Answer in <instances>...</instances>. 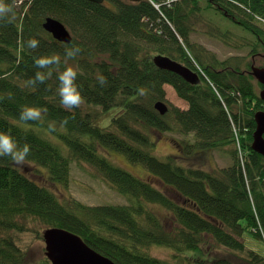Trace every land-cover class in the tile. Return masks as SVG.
Instances as JSON below:
<instances>
[{
    "label": "trees",
    "instance_id": "trees-1",
    "mask_svg": "<svg viewBox=\"0 0 264 264\" xmlns=\"http://www.w3.org/2000/svg\"><path fill=\"white\" fill-rule=\"evenodd\" d=\"M6 2L14 3L16 17L0 22V131L29 144L30 155L23 165L0 157V264H50L45 257L30 263L20 244L31 221L79 236L115 264H173L149 256L153 246L170 249L175 260L188 253L194 264H264L241 240L246 234L264 239V157L251 148L253 117L264 111V102L250 74L254 66L264 68V0H153L158 8L147 0ZM46 18L66 27L70 44L42 28ZM196 34L235 54L219 59L192 40ZM29 38L39 47L28 49ZM69 45L81 48L69 64L78 67L76 83L87 110L62 107L56 72L44 84H26L41 71L34 63L41 55H60L63 70ZM157 55L197 72L199 83L157 68ZM97 73L107 78L103 87ZM166 86L187 103L185 110L168 106L164 116L155 110L157 102L167 103ZM25 105L47 108L48 120H68L66 131L51 133L59 141L44 138L39 122L19 121ZM113 109L121 112L99 127L100 115ZM168 132L191 137L183 147L176 143L184 156L230 147L232 164L208 173L180 166L177 157L160 161L152 154V135ZM111 152L141 166L145 178L112 165L105 157ZM72 162L97 170L127 204L88 207L59 200L48 186L66 187ZM36 167L44 169L46 184L25 172L36 173ZM149 205L167 212L169 228ZM210 238L226 255L207 257Z\"/></svg>",
    "mask_w": 264,
    "mask_h": 264
},
{
    "label": "rangeland",
    "instance_id": "rangeland-1",
    "mask_svg": "<svg viewBox=\"0 0 264 264\" xmlns=\"http://www.w3.org/2000/svg\"><path fill=\"white\" fill-rule=\"evenodd\" d=\"M192 40L199 42L205 48L214 52L219 59H225L235 54L233 49H229L220 42L207 38L203 35L196 34L192 37ZM164 89L166 92L167 106L177 107L181 110H185L187 108V103L177 97L172 87L166 86ZM80 108L87 110L84 103L80 106ZM120 112L121 109H113L107 113L101 114L97 124L102 128L107 127L110 124L111 119L116 117ZM38 128L41 129L39 130V133L44 138L59 141L57 137L50 134L46 130L45 126ZM152 140L155 143V146L152 148V154L160 161H166L169 156H173L175 158L177 157L176 161L179 162L180 166L200 169L208 173H212L232 164V159L229 154L230 147H226L219 151H197L191 153L189 156L187 155L188 157H186L181 153V150L184 148L181 149L180 145L182 147L186 145V140L191 143V137H183L179 133L168 132L164 134H154L152 135ZM176 143H179L180 145L176 147ZM177 148H180V151H177ZM236 149L240 151L238 144ZM179 153H181V156L178 155ZM105 157L115 167H118L134 176L144 178L146 176V171L141 166L130 164L120 154L111 152L109 155L105 154ZM25 166L29 168L27 164H25ZM36 168L38 171L36 173L33 170L34 168L29 170L27 169L25 172L30 174V177H32L36 182L38 181L42 184H46L44 179L47 175L44 169L41 167ZM155 184L158 185L156 182ZM48 187L62 202L65 201V199H73L88 207L127 204V199L125 197L118 194L110 184L103 181L102 177L97 173V170L85 163H71L70 176L66 187L58 184L49 185ZM149 208H152L155 215L158 216V218L164 222L165 226L169 228V224L167 223V212L162 208H159L157 205H149ZM43 230H45L43 225L37 223L36 221H31L28 223V232L21 236V243H19L27 247V250L29 251L28 259L30 263H36L41 258L45 257L44 241L38 237V235H41L42 237ZM241 240L249 250H255L264 257V239L262 241L253 240L246 234ZM208 242L212 250L208 248L206 250V255L207 257H210L211 260H215L217 257L226 255L224 252L217 250L218 248H216L211 238ZM147 252L149 256L169 263L194 264L192 261L193 259L189 258L190 256H188V253L179 254L180 258L175 260L174 254L170 249L153 246L150 247Z\"/></svg>",
    "mask_w": 264,
    "mask_h": 264
},
{
    "label": "clouds",
    "instance_id": "clouds-1",
    "mask_svg": "<svg viewBox=\"0 0 264 264\" xmlns=\"http://www.w3.org/2000/svg\"><path fill=\"white\" fill-rule=\"evenodd\" d=\"M16 17L14 3H8L6 0H0V22L11 23ZM28 49L35 50L39 47V41L36 38H29L26 41ZM81 48L78 45H69L65 47L63 63L66 67L60 70L61 57L58 54L41 55L34 59L35 66L41 71H36L34 77L26 81V84L31 87H36L39 84H44L51 78L54 72L58 73L57 95L59 96L60 104L68 111L78 109L85 99L81 94L77 81L78 67H73L69 64L79 53ZM46 70V71H44ZM97 83L103 87L107 84V78L97 73L95 76ZM47 108L37 106H22L19 111V121L27 123L29 121L39 122L42 126H46V130L51 134L59 129L67 130L68 120L63 119L59 123L54 120L47 119ZM30 155V145L25 143L20 145L12 137L10 133L0 131V157H9L18 164L23 165L27 157Z\"/></svg>",
    "mask_w": 264,
    "mask_h": 264
},
{
    "label": "water",
    "instance_id": "water-1",
    "mask_svg": "<svg viewBox=\"0 0 264 264\" xmlns=\"http://www.w3.org/2000/svg\"><path fill=\"white\" fill-rule=\"evenodd\" d=\"M95 4H103L104 0H86ZM139 2L141 0H125ZM42 28L53 39L63 44H70L72 36L66 27L58 20L46 18ZM155 66L161 70L174 73L184 81L195 85L200 81L197 72L169 57L157 55L153 58ZM250 74L261 85L259 98L264 102V68L252 67ZM155 110L164 116L168 113V106L164 102H157ZM255 130L252 134L251 148L254 152L264 157V111L254 114ZM45 244V257L50 264H115L107 257L90 248L79 236L59 228H49L42 232Z\"/></svg>",
    "mask_w": 264,
    "mask_h": 264
},
{
    "label": "built area",
    "instance_id": "built-area-1",
    "mask_svg": "<svg viewBox=\"0 0 264 264\" xmlns=\"http://www.w3.org/2000/svg\"><path fill=\"white\" fill-rule=\"evenodd\" d=\"M147 1L152 3L155 8H158V6L153 3V0H147Z\"/></svg>",
    "mask_w": 264,
    "mask_h": 264
},
{
    "label": "bare ground",
    "instance_id": "bare-ground-1",
    "mask_svg": "<svg viewBox=\"0 0 264 264\" xmlns=\"http://www.w3.org/2000/svg\"><path fill=\"white\" fill-rule=\"evenodd\" d=\"M103 3H104V1H103ZM262 88V87H261ZM260 91V90H259Z\"/></svg>",
    "mask_w": 264,
    "mask_h": 264
}]
</instances>
